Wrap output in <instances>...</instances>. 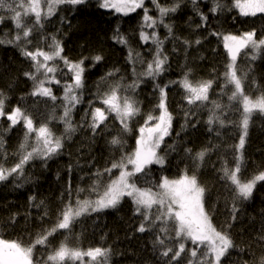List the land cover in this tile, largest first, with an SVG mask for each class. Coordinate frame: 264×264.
<instances>
[{
  "label": "trees",
  "instance_id": "1",
  "mask_svg": "<svg viewBox=\"0 0 264 264\" xmlns=\"http://www.w3.org/2000/svg\"><path fill=\"white\" fill-rule=\"evenodd\" d=\"M230 10L223 13L217 12L215 16L208 13L210 4H202V10L208 14V23L203 28H196L200 23L199 17L192 12V5L185 3L175 14L165 17V22L172 24L173 36L179 39L168 38L163 45L164 54L168 57L167 70L159 76L156 81L150 78H142L143 83L137 89V99L140 101L141 113L131 122L132 132L126 133L125 152H131L135 147V139L138 136V128L143 124L146 115L151 112L159 115L156 105L159 101V91L154 88V83L161 85L168 84L166 104L168 111L172 114L171 134L165 137L161 148L157 150L163 156V165L153 164L146 169L147 175L141 174L138 179L139 186L147 187L146 181L152 184L157 183L161 177L178 179L188 169V174L192 173V161L185 149H192V154L205 148L204 161L196 170L198 182L206 188L205 209L209 212L213 224L220 230L231 223L228 229L229 234L237 246L234 250L222 258V264H238V262L251 260L248 248L257 255L260 248L256 244V238L264 229V182H258L253 194L247 200H233L234 193L230 181L221 179L220 171L222 162L228 161V166L233 167V146L238 144L240 129L238 124L241 118L242 104L239 101H229L232 85L224 87L222 73L228 62L227 50L224 48L223 35H241L245 31L257 30V35H264V14L257 17H244L239 14V10L232 7L234 0H224ZM100 0H86V3L75 6L61 5L53 16L44 21L41 33L45 36L56 35L62 42L63 55L70 61L76 62L83 57H88L84 62V88L78 90L81 93V102L76 105L72 112L73 122L78 126V130L72 134L70 140H64L60 153L54 155L47 161L35 159L24 168V177L20 181L10 177L7 181L0 182V238L8 240H19L27 245L30 240H34L42 229H51L56 218V213L63 203H67V189L71 185V201L75 204L78 189H85L80 192L79 198L84 199L87 190L96 177L93 175L97 169L103 170L109 165V161L115 157L119 159L122 154L109 141L120 132V123L116 120L115 114L109 116L102 125L106 130L103 134L93 136L91 131L85 126L79 128L82 119L91 120L86 112L92 107L102 106L96 99L97 86L100 91L107 90V84L113 82L109 77L107 82L102 81L110 71L119 69L115 79L123 75L127 83L135 78L132 69L135 67L137 73L143 71L146 62L152 59L154 45L151 41L147 44L139 39L140 25L144 14V9H137L135 12L124 15L116 13L110 9L99 7ZM162 5L171 4L172 0H159ZM149 15L157 17L159 15L152 4V0L146 2ZM0 15H11L6 10H0ZM189 17H192L191 21ZM63 18V19H62ZM127 37L128 44L117 43L113 36L115 31ZM151 33L153 29L145 28ZM161 39L167 36V30L163 26L156 29ZM216 32L220 35H210ZM41 33H34L31 39L33 44L29 45V50H35L37 46L47 49L46 42L40 39ZM6 34V35H5ZM15 34L14 24L7 18L0 24V39L7 41ZM200 38L201 43L194 41ZM192 41L191 46H186L184 40ZM130 48L140 54L145 63L139 61L129 63ZM245 53H251V49L242 51L238 58L239 68L248 72V77L244 81V92L253 100L264 94V51L257 54L253 61ZM95 55H101L103 59L95 62L91 59ZM50 64L53 62H49ZM63 65L62 61H56ZM32 62L26 59L20 49L14 44H0V91L8 97L5 111L20 106L25 109L34 119V124L38 127L40 123L51 114L52 101L45 97H33L31 92L34 88V81L24 75L27 71H32ZM191 69L189 80L196 83L212 79L214 81L209 91V101L189 105L184 99L186 93L178 83L170 84V81H180L183 74ZM67 73V69L63 68ZM239 74V73H238ZM51 75V74H50ZM61 79L60 85H47L52 88L57 96L56 105H60L63 96V82L69 76H62L56 73ZM224 89L221 91V89ZM211 101L221 104V109H217V114L225 119V124L221 127L218 123L213 125V131H208L206 123L209 109L212 108ZM62 108H56V115H62ZM194 113L186 119L185 113ZM195 124L196 127H192ZM6 116L0 118V133L3 135V151L6 155V167H11L18 162L17 152L23 140L25 129L23 123L12 127ZM56 135L63 133L64 125L58 120H53L49 124ZM219 132V136H217ZM179 134V135H177ZM35 134L29 139V144L34 143ZM175 147V151L169 146ZM30 150V148H29ZM244 166L241 171V178L248 179L256 170H264V115L254 110L249 123L246 143L243 149ZM71 166V168H69ZM130 167V166H129ZM118 170H113V177L118 176ZM103 184L108 182V177H102ZM21 183V187H17ZM102 184V186H103ZM101 186V191H102ZM35 200H30V197ZM89 198L95 199L96 194ZM41 201V207H35ZM235 203V220L231 219L233 204ZM48 210V215L41 216ZM134 205L129 198L124 200L115 209H107L102 212L84 214L73 224L71 230H60L54 236L49 237L51 248L59 247L62 242L69 247H76L86 251L89 247H104L110 249L109 264H158L157 254L153 250V233H139L135 229L141 222V217L135 216ZM15 216V222L12 217ZM164 236L165 234H161ZM167 243V240H166ZM193 247L190 242L186 245V252L182 254L181 264H187V250ZM245 249L241 252L239 249ZM203 250V249H201ZM44 252V248L37 246L34 249V259ZM89 261L85 260V264ZM66 264H80L79 261H66Z\"/></svg>",
  "mask_w": 264,
  "mask_h": 264
},
{
  "label": "snow or ice",
  "instance_id": "2",
  "mask_svg": "<svg viewBox=\"0 0 264 264\" xmlns=\"http://www.w3.org/2000/svg\"><path fill=\"white\" fill-rule=\"evenodd\" d=\"M86 3V0H0V10H6L11 15L5 17L0 15V24L7 18L14 24L15 34L11 39L5 41L0 39V44H14L20 49L21 54L32 62V71L24 73L26 77L34 81V88L31 92L33 97H45L51 100V114L40 123L37 127L34 119L25 109L20 106L12 108L6 112V102L8 97L3 91H0V118L5 117L10 122V131L12 127L23 123L25 129L23 140L19 145L18 162L11 167H6V153L3 151L4 140L0 133V182L7 181L10 177L20 181L24 177V168L27 164L35 159L47 161L54 155L60 153L63 148L64 140H70L72 134L78 130V126L73 122L72 112L77 104L81 102V93L78 90L84 88V62L88 57H83L79 61H70L63 55L62 42L56 35L45 36L41 33L44 27V21L55 14L61 5H69L73 8ZM185 3L192 5V12L199 17L200 23L196 28H203L208 23V14L202 10V4H210L208 13L213 16L217 12L223 13L226 9L230 10L224 0H172L171 4L162 5L159 0H152L159 15L153 17L149 15V9L145 7V0H100L99 7L103 9H113L116 13L128 15L137 9H144L142 23L140 25L139 39L147 44L149 41L155 46L152 51V59L146 62L143 71L137 73L135 67L132 74L135 77L131 83L124 82L125 77L117 74L119 69H114L101 77L102 81L107 82L109 77L114 78L113 82L107 84V90L100 91L97 86L96 99L102 106L92 107L90 101L91 120L82 119L79 128H87L93 136L103 134L106 130L102 127L108 120L109 116L115 114V119L120 123V132L113 136L109 143L117 147L122 154L119 159L113 157L109 165L102 171L97 169L93 174L96 179L93 180L90 189L84 199L79 198L80 192H86L85 189H78L75 204L72 203L71 185L67 191V203L57 211L53 227L51 229H42L34 240H30L27 245L22 244L19 240H8L0 238V264H66V261H79L85 264V257L90 258L88 264H109L110 249L104 247H89L86 251L76 247H69L67 237L59 247L51 248L49 237L54 236L60 230H71L77 219L84 214L102 212L107 209H115L124 198H129L134 205V215L141 217V222L135 229L139 233L152 232L153 250L157 254L158 264H181L182 254L186 252L188 242L193 247L187 250V264H222V258L234 250L237 246L228 232L232 227L227 223L226 227L220 230L213 224L209 212L205 209L206 188L198 182L196 170L204 161L206 153L209 151L205 148L192 154V149L187 148L185 152L190 156L192 161V173L185 169L184 174L178 179H169L164 176L152 184L146 181L147 187L139 186L138 179L141 174L147 175L146 169L153 164L163 165L165 159L158 155V149L161 148L165 137L171 134L172 114L168 111L166 98L168 84L161 85L154 83V88L159 91V101L156 108L159 115H153L149 112L138 128V136L135 139V147L131 152H125L126 140L124 135L132 132L131 122L141 113L140 101L137 99V89L144 82L142 78H150L153 81L161 76L168 67V57L164 54L163 45L166 39L173 38L172 24L165 22V17L175 14ZM46 6V10H45ZM232 7L239 9V14L244 17H257L258 14H264V0H234ZM63 19V18H62ZM192 17H189L191 21ZM163 26L167 30V36L161 39L156 29ZM145 28H151L153 31L148 33ZM264 32V29H261ZM34 33H41L40 39L47 44V49L37 46L35 50H29V45L33 44L31 37ZM6 35V34H5ZM210 35H220L212 32ZM113 39L120 44L127 45L128 39L119 32L115 31ZM201 39L197 38L194 43L199 45ZM224 48L227 50L228 62L222 73L224 78V87L232 85L231 94L228 100L239 101L242 104V112L238 128L240 129L238 144L233 146L234 166L229 167L228 161L222 162L220 171L221 179L231 182L233 200H247L253 194L258 182H264V170H256L250 178L242 179L241 171L244 166L243 149L246 143L249 123L254 110L264 115V94L253 100L244 92V81L248 77L250 68L245 71L239 68L237 64L238 57L245 49H251V53H245L250 56V60H255L257 54L264 51V35H257L254 28L243 32L241 35H223ZM186 46H191L192 41L184 40ZM95 62H100L103 57L95 55L91 57ZM62 61L63 65L55 63ZM145 63L138 52L129 50V63ZM53 62V63H49ZM67 69V73L63 72ZM60 72L62 76L67 75L71 82H63V96L60 98V105H56L57 96L54 95L52 88L47 85H60L61 79H58L56 73ZM191 69L183 74L180 81H170V84L178 83L185 91L184 99L189 105L196 102L209 101V91L214 81L212 79L196 83L195 85L189 80ZM239 73V74H238ZM51 74V75H50ZM224 89L222 88L221 91ZM212 108L209 109L208 131L212 132L213 125L218 123L221 127L225 124V119L217 114V109H221V104L217 101H211ZM62 108V115H56V108ZM194 113H185L186 119ZM53 120H58L64 125L63 133L56 135L49 124ZM192 127H196L192 124ZM35 134L34 143L29 144L32 134ZM179 135V134H177ZM219 136V132H217ZM30 148V150H29ZM169 149L175 151V147L170 145ZM129 165L131 168H129ZM71 168V166H69ZM113 170H118V176L113 177ZM107 175L108 182L103 184L102 177ZM103 184V186H102ZM21 187V183H17ZM102 186V191H101ZM96 194L95 199L89 198ZM34 201L35 197H30ZM44 204L41 201L35 207H41ZM235 203L231 219L235 220ZM48 210L45 208L41 220L47 216ZM15 222V216L12 217ZM161 234H165L162 236ZM167 240V243H166ZM256 244L260 248V254L257 255L251 250L249 245L248 251L251 260L238 262V264H264V229L256 238ZM37 246L44 248V252L34 259V249ZM203 249V250H201ZM244 252L245 249H239Z\"/></svg>",
  "mask_w": 264,
  "mask_h": 264
},
{
  "label": "rangeland",
  "instance_id": "3",
  "mask_svg": "<svg viewBox=\"0 0 264 264\" xmlns=\"http://www.w3.org/2000/svg\"><path fill=\"white\" fill-rule=\"evenodd\" d=\"M147 1H149V0H145V7H146V2ZM45 10H46V6H45ZM110 10H113V9H110ZM239 10V9H238ZM113 11H115V10H113ZM222 39H223V37H222ZM239 58V57H238ZM238 61V60H237ZM159 150V149H158ZM158 155H159V152H158ZM157 165H159V164H157ZM130 166V165H129ZM129 168H131V166L129 167ZM84 260H87V261H89L90 260V258H88V257H85L84 258Z\"/></svg>",
  "mask_w": 264,
  "mask_h": 264
}]
</instances>
